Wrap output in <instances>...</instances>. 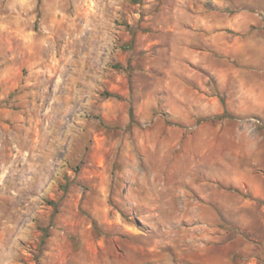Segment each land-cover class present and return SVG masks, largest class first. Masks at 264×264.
Here are the masks:
<instances>
[{"label":"rangeland","instance_id":"374dc122","mask_svg":"<svg viewBox=\"0 0 264 264\" xmlns=\"http://www.w3.org/2000/svg\"><path fill=\"white\" fill-rule=\"evenodd\" d=\"M220 1L0 0V264H264V0Z\"/></svg>","mask_w":264,"mask_h":264},{"label":"crops","instance_id":"0c3cea01","mask_svg":"<svg viewBox=\"0 0 264 264\" xmlns=\"http://www.w3.org/2000/svg\"><path fill=\"white\" fill-rule=\"evenodd\" d=\"M213 1H220V0H213ZM215 3V2H214ZM221 3V1H220ZM203 20V19H201ZM200 19L198 20L197 26L198 27H205L208 31V33L206 34V36H203L202 39L204 40V42L207 43V45L198 47L195 51L194 54V58L199 59V61H201L204 58H214L215 57V53L216 52H223L225 55L228 56H232L233 54H235L236 56H246V53H248V41L246 39H244V37L242 36H238V39L236 37H233L229 34H218L216 35L214 32L216 30V23L212 22V20L208 19L207 21L203 20L201 21ZM203 25V26H202ZM245 25L244 24H241ZM240 26V27H241ZM234 40V41H233ZM241 41L243 40V42H241V44L239 46L236 45L237 41ZM220 42H221V47H220ZM226 59V58H225ZM208 67H210L211 64H209L208 62ZM215 69V68H214ZM216 74L219 76V78L221 79V81H226V77L229 76V74H227L225 69H218L216 70ZM255 92V91H254ZM246 91H244L243 89L240 92V99H242L243 97H245ZM255 94V93H254ZM254 99H257V96L255 94V97H253Z\"/></svg>","mask_w":264,"mask_h":264}]
</instances>
